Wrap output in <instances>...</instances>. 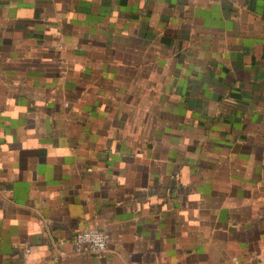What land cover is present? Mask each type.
Segmentation results:
<instances>
[{
  "label": "crops",
  "instance_id": "crops-1",
  "mask_svg": "<svg viewBox=\"0 0 264 264\" xmlns=\"http://www.w3.org/2000/svg\"><path fill=\"white\" fill-rule=\"evenodd\" d=\"M0 264H264V0H0Z\"/></svg>",
  "mask_w": 264,
  "mask_h": 264
},
{
  "label": "built area",
  "instance_id": "built-area-1",
  "mask_svg": "<svg viewBox=\"0 0 264 264\" xmlns=\"http://www.w3.org/2000/svg\"><path fill=\"white\" fill-rule=\"evenodd\" d=\"M72 245L77 254L101 255L107 250V238L100 229L92 227L75 232Z\"/></svg>",
  "mask_w": 264,
  "mask_h": 264
}]
</instances>
